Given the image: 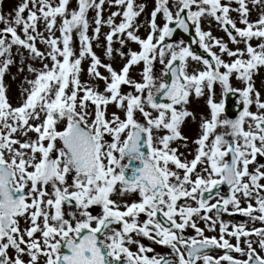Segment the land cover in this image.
Wrapping results in <instances>:
<instances>
[{
    "label": "snow or ice",
    "instance_id": "obj_1",
    "mask_svg": "<svg viewBox=\"0 0 264 264\" xmlns=\"http://www.w3.org/2000/svg\"><path fill=\"white\" fill-rule=\"evenodd\" d=\"M69 3L21 0L14 14L0 12V264H264V226L248 229L244 222L221 219L225 213L242 214L264 225V164L257 162L264 157V98L253 78L264 67V0H154L145 37L137 34L142 25L136 23L144 4L76 0L69 8ZM106 3L117 10L105 19ZM249 4L261 9L255 19ZM212 19L228 41L202 29V20ZM41 21L47 37L38 31ZM103 25L109 28L106 56L115 52L124 58L119 70L93 51ZM177 28H194L193 42L208 55L183 40L166 42ZM38 38L46 51L37 47ZM114 39L121 48L114 49ZM129 41L139 50L125 51ZM14 46L42 65H26L34 75L24 78L28 87L16 106L3 82ZM86 58L91 82L80 77ZM157 60L163 65L159 75L153 71ZM189 61L199 67L190 71ZM141 63L137 81L129 73ZM233 76L242 87L232 85ZM122 85L134 91L122 92ZM205 91L209 116H201L192 159H182L179 147L188 144L182 125L196 118L186 106L193 93L200 98ZM229 93L241 105L235 118L226 115ZM110 105L115 110L109 112ZM179 141L183 144L172 146ZM223 184L227 195L219 191ZM130 195L136 199H123ZM93 206L100 214H93ZM197 218L209 230L218 225L219 235H205ZM189 227L195 235H185ZM143 239L170 253H155ZM213 249L224 251L213 256Z\"/></svg>",
    "mask_w": 264,
    "mask_h": 264
},
{
    "label": "flooded vegetation",
    "instance_id": "obj_2",
    "mask_svg": "<svg viewBox=\"0 0 264 264\" xmlns=\"http://www.w3.org/2000/svg\"><path fill=\"white\" fill-rule=\"evenodd\" d=\"M222 2H227V0H222ZM232 7H236V4L233 2ZM249 7L252 9L251 11V15H250V19H255L258 16L259 11L261 10L259 6H252L251 4H249ZM231 16L233 18L237 17V13L236 12H232ZM201 26L203 30H208L209 28L211 29V32L214 36L216 37H220L223 38L225 41H228V36L226 34V32L223 30V28H221L217 22L212 19L211 20V24H209V22L206 21H202L201 22ZM195 30V29H194ZM179 40V39H178ZM180 40H183L185 44H190L192 47V41L190 38L186 37V38H180ZM117 42H119V40H114L113 41V47H115V49H119L121 48L120 44H116ZM259 41L258 40H253L252 43L253 45L257 44ZM229 47L231 48H236V47H243V44L241 45H235V44H231L229 43ZM123 48H125L123 46ZM126 49V48H125ZM139 50V48H138ZM214 51H218V49L214 48ZM126 51V50H125ZM196 51L198 54H200L199 52H202L201 55H205L207 56L208 54L204 52V50L202 48L199 47V44L197 45L196 49L194 50ZM225 59H228V57H224ZM2 59V58H0ZM155 63H158V60L155 61ZM190 64V71L192 68L194 67H199L198 65H196L194 62L189 61ZM157 75H159L160 73H157ZM254 83H255V87L261 91L262 94V98H264V67H260L259 70L254 74ZM6 81V77H3V82ZM231 83L234 87H242V83L241 81L237 80L235 78V76H233L231 78ZM123 87H127V85H123ZM26 88V87H6V93L7 96L10 100V102L14 105H17L21 102V92L22 89ZM215 99L218 101L221 98V89L219 84L215 85ZM206 98H207V91H205V95L197 98L195 96V94L193 93L190 98H189V103L187 104V108L192 111L195 114V120H193L192 118H187L186 121L183 123L182 125V133L184 136L188 137V144L187 147H179V152L183 153L184 156L182 157V159L184 157H187V159H192V153H194L195 149H196V145L195 143H193V141L197 138V136L200 133V123H201V116L207 117L209 116V112L210 109L206 104ZM241 108V105L239 103V97L237 95L231 94L229 93L228 96L226 97L225 100V109H226V115L228 118H235V116L238 114L239 110ZM251 110L255 111L256 108L255 106H251ZM217 131H224V129H218ZM178 144H183V141H179L176 143H173V147H177ZM257 162L260 164H264V157H258L257 158ZM262 183H264V181H262ZM219 191L221 192L222 195H227L229 193V188L227 184H223L220 186ZM131 202V201H130ZM253 203H255L253 201ZM242 206H246L245 203L242 201ZM70 209L68 208V206H65V211H69ZM93 214H100L101 209L98 206H93L92 208ZM209 215H213L214 213H209ZM143 215L141 216V219H143ZM221 219L225 220V221H231L232 223H241L244 222L245 223V227L248 229H251L252 227H262L264 225L261 224V222L256 221L255 223L249 221V218L247 216H244L242 214H236V215H229L227 213L223 214ZM197 223L198 226L201 228L205 229V235L208 236H213L219 235V226L217 225V228L215 230H209L208 227L205 225L203 220H200L197 218ZM21 226L24 227V222L23 220L21 221ZM185 235H195V232L192 228H187ZM227 238V237H226ZM252 240H256L257 237L255 235H253L251 237ZM243 240V238H242ZM231 243H235V239L232 238L230 240ZM142 243H144L145 245H151L154 249H155V253H159L162 255H166L168 253H170V249L164 246H160V245H153L151 241L147 240V239H143ZM243 246V244H242ZM254 247H257V251H260V249L258 248V246L254 243L253 244ZM133 250H135V245L131 246ZM222 249H213L209 254L213 255V256H220L223 254ZM152 253V254H155ZM231 255L239 258L240 254L239 253H235L232 252L230 253ZM120 264H123V262L121 261ZM223 264H227V262H223Z\"/></svg>",
    "mask_w": 264,
    "mask_h": 264
},
{
    "label": "rangeland",
    "instance_id": "obj_3",
    "mask_svg": "<svg viewBox=\"0 0 264 264\" xmlns=\"http://www.w3.org/2000/svg\"><path fill=\"white\" fill-rule=\"evenodd\" d=\"M21 2V0H0V12H3L5 15H8L9 13H12L14 14V10L15 8L18 6V4ZM174 2V0H173ZM135 3L136 4H144L145 5V8H144V11L141 13V15L137 18L136 20V23H140L142 26L139 28L138 30V35H140L141 37H145L146 34H147V31L149 30V26H148V21L150 19V13L152 11V9L154 8L155 4H154V0H135ZM77 5H76V0H70V3H69V8H75ZM117 10V7L114 6V5H109V4H105L104 5V9H103V17L106 19L110 14L111 12L113 11H116ZM26 15V13H25ZM94 16V12L92 10H89L88 12V17H89V20L91 21L92 17ZM121 17L117 16L116 17V21L119 22ZM202 21H206V22H209V20H202ZM157 23L158 24H162L163 23V17L162 15H159L157 16ZM3 27V24H0V28ZM94 25H90V28H89V35L92 36L93 35V29ZM38 31L42 32L44 34L45 37L48 36V33L44 30V25H43V22H39L38 24ZM107 31H109V28L107 25H103L102 28H101V34L99 36V39H93L92 40V44H93V51L96 52V54L101 58V60L105 63H112L113 67L116 68L117 70L120 69V67L122 66V64L125 62L124 61V58H122L118 53H115L114 52V55L112 58H109L108 56H106L105 54V41H104V33H106ZM55 32V35L56 36H60V32L57 31V30H54ZM180 41L179 40H176V41H173V42H178ZM116 44H119V42H117ZM36 45L39 49H41L42 51H46L47 50V45L44 44V43H41L39 38L37 39L36 41ZM79 39H78V36L74 33L73 34V48H74V51H76L77 55L79 53ZM124 50H128V49H132V50H138L139 48V45L134 43V42H127L125 45H124ZM115 49V47H114ZM23 53V65L21 64V55L19 53ZM12 55H13V64H11L9 66V69L6 71L5 73V77H6V81H4V84L6 87H28V85L24 82V78L25 77H28L29 79H31L33 77L34 74L32 73H29L27 71V67L26 65L28 63H32L34 67L36 68H40L42 65H41V62L39 60H34V59H29V53L27 52V50L23 49V48H20L19 51L17 50V46H14L13 49H12ZM89 63H90V60L88 58L84 59L82 61V64H81V74H80V77H81V80L82 81H90V78H89V75H88V72H87V68L89 66ZM154 64V68H153V71L154 73H160L162 68H163V65H161L158 61V63H155V61L153 62ZM24 67V71H20V68L21 67ZM142 68H143V64L141 63L140 65H136V66H133L131 69H130V77L134 80H141L142 77H141V72H142ZM102 72H104L105 75H107V73L105 72L104 69H100ZM91 82V81H90ZM100 83L101 85V90H102V87H103V82H98ZM121 91L122 92H129V91H134L133 88H131L129 85H127V87H121ZM16 106V105H14ZM115 110V107L114 105H110L109 106V112ZM137 115V119H140L142 121V117L140 116L139 113L136 114ZM31 135H33V137L35 136L34 133H32ZM113 199H116V200H120L121 198L120 197H117V196H113L112 197ZM123 199L125 200H128L129 202L132 201L133 199H136V196L135 195H130V196H126L124 197ZM99 207V206H98Z\"/></svg>",
    "mask_w": 264,
    "mask_h": 264
},
{
    "label": "water",
    "instance_id": "obj_4",
    "mask_svg": "<svg viewBox=\"0 0 264 264\" xmlns=\"http://www.w3.org/2000/svg\"><path fill=\"white\" fill-rule=\"evenodd\" d=\"M174 26V25H173ZM191 30V28H190ZM185 32L182 29L177 28V30L173 33V36L171 38H166V40H173L175 39L178 35H183ZM195 42H193V47L195 46Z\"/></svg>",
    "mask_w": 264,
    "mask_h": 264
}]
</instances>
